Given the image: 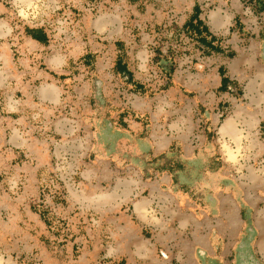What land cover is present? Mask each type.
<instances>
[{
  "label": "rangeland",
  "instance_id": "obj_1",
  "mask_svg": "<svg viewBox=\"0 0 264 264\" xmlns=\"http://www.w3.org/2000/svg\"><path fill=\"white\" fill-rule=\"evenodd\" d=\"M0 5L16 38L11 69L25 70L19 45L41 33L38 67L52 74L57 99L21 75L0 88V264L176 261V209L211 214L207 191L191 196L179 182L204 180L202 152L233 113L228 98L242 99L240 84H221L228 65L241 73L238 59L256 43L264 66V0ZM195 14L217 48L190 34Z\"/></svg>",
  "mask_w": 264,
  "mask_h": 264
},
{
  "label": "crops",
  "instance_id": "obj_2",
  "mask_svg": "<svg viewBox=\"0 0 264 264\" xmlns=\"http://www.w3.org/2000/svg\"><path fill=\"white\" fill-rule=\"evenodd\" d=\"M34 32L19 45L25 53L19 59L25 70L15 71L9 61L10 47L16 40L9 38L14 31L7 23H0V88L8 87L10 78L21 75L30 78V88L40 87L41 95L43 89L51 90V99L56 101L52 74L38 67L37 49L42 39H37ZM259 54V46L253 43L236 64L243 66L242 72L234 64L228 65L227 75L221 78L226 90L227 81L240 84L242 99L228 98L233 113L221 126L217 125L210 148L202 152L210 158L209 167L204 164L199 168L204 180L182 182L189 187L179 182L178 186L191 196H195L194 189H205L202 203L209 204L211 214L204 215L203 208L195 204L186 211L176 209L179 244L176 247L169 244L168 251L176 260H170L169 264H264V66L256 61ZM54 62L48 56V63ZM255 203L259 206L258 212L255 215L249 212L245 218L242 208ZM137 213L141 218L146 215L139 206Z\"/></svg>",
  "mask_w": 264,
  "mask_h": 264
},
{
  "label": "trees",
  "instance_id": "obj_3",
  "mask_svg": "<svg viewBox=\"0 0 264 264\" xmlns=\"http://www.w3.org/2000/svg\"><path fill=\"white\" fill-rule=\"evenodd\" d=\"M198 18V14H195L186 23V26L190 28V34L201 42L206 43L211 47H216L215 43L218 38L213 33H210L207 26L201 20H198ZM35 37L40 40L42 39L41 33H36Z\"/></svg>",
  "mask_w": 264,
  "mask_h": 264
}]
</instances>
